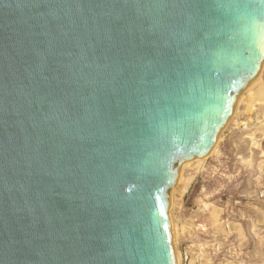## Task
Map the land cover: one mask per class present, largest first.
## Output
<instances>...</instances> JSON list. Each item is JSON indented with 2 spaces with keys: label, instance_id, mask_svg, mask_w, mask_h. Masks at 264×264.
<instances>
[{
  "label": "water",
  "instance_id": "95a60500",
  "mask_svg": "<svg viewBox=\"0 0 264 264\" xmlns=\"http://www.w3.org/2000/svg\"><path fill=\"white\" fill-rule=\"evenodd\" d=\"M264 66V0H0V264H178L170 207Z\"/></svg>",
  "mask_w": 264,
  "mask_h": 264
},
{
  "label": "rangeland",
  "instance_id": "374dc122",
  "mask_svg": "<svg viewBox=\"0 0 264 264\" xmlns=\"http://www.w3.org/2000/svg\"><path fill=\"white\" fill-rule=\"evenodd\" d=\"M247 96L216 151L186 165L172 191L178 264H264V97L249 107Z\"/></svg>",
  "mask_w": 264,
  "mask_h": 264
},
{
  "label": "bare ground",
  "instance_id": "6f19581e",
  "mask_svg": "<svg viewBox=\"0 0 264 264\" xmlns=\"http://www.w3.org/2000/svg\"><path fill=\"white\" fill-rule=\"evenodd\" d=\"M255 81H256V79L249 85V87L243 93V94L246 93L248 95L247 98L245 97V99H246L245 101L247 104H249V107H250V105L255 104L259 99H262L264 97V84L255 83ZM243 100H244V98H243ZM259 101H261V100H259ZM248 109H250V108H248ZM215 148H214V150H215ZM198 160H200V159H198ZM194 161H196V160H194Z\"/></svg>",
  "mask_w": 264,
  "mask_h": 264
}]
</instances>
